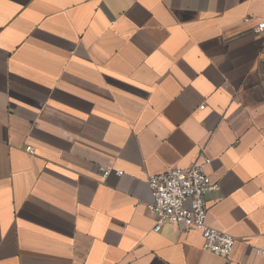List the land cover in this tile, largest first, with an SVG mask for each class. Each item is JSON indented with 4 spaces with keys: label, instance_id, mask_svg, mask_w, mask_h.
Wrapping results in <instances>:
<instances>
[{
    "label": "crops",
    "instance_id": "1",
    "mask_svg": "<svg viewBox=\"0 0 264 264\" xmlns=\"http://www.w3.org/2000/svg\"><path fill=\"white\" fill-rule=\"evenodd\" d=\"M263 16L264 0H0V264H264ZM204 159L227 259L146 209L149 176Z\"/></svg>",
    "mask_w": 264,
    "mask_h": 264
},
{
    "label": "built area",
    "instance_id": "2",
    "mask_svg": "<svg viewBox=\"0 0 264 264\" xmlns=\"http://www.w3.org/2000/svg\"><path fill=\"white\" fill-rule=\"evenodd\" d=\"M253 33L262 41L264 49V16L257 22ZM199 109H203L201 106ZM25 151L33 154V148L27 146ZM208 159L195 163L186 169H171L167 172L149 176L148 187L152 202L146 205L147 211L154 217L153 231L158 232L164 225L178 227L184 232L197 231L202 238V250L213 256L227 259L235 244V239L207 222V196L218 192V182L211 179L204 167ZM103 172V178L109 174ZM118 176L122 172H117Z\"/></svg>",
    "mask_w": 264,
    "mask_h": 264
}]
</instances>
